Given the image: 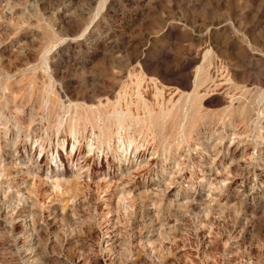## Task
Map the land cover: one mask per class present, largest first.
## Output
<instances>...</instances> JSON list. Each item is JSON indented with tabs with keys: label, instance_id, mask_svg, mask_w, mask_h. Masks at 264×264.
<instances>
[{
	"label": "rangeland",
	"instance_id": "obj_1",
	"mask_svg": "<svg viewBox=\"0 0 264 264\" xmlns=\"http://www.w3.org/2000/svg\"><path fill=\"white\" fill-rule=\"evenodd\" d=\"M0 264H264V0H0Z\"/></svg>",
	"mask_w": 264,
	"mask_h": 264
}]
</instances>
